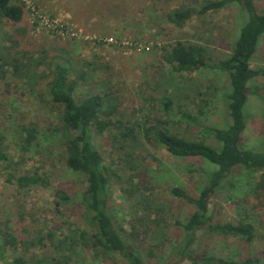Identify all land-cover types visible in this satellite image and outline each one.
<instances>
[{"label": "rangeland", "instance_id": "rangeland-1", "mask_svg": "<svg viewBox=\"0 0 264 264\" xmlns=\"http://www.w3.org/2000/svg\"><path fill=\"white\" fill-rule=\"evenodd\" d=\"M19 1L26 3L22 2L25 7L35 6L65 21L82 34L78 38L58 36L32 26L27 10L22 21L25 31L15 33L17 39H6L4 34L9 37L11 27L0 34V46H11L8 53L17 54L22 61L29 57L44 58L50 63L58 58L69 60L85 74L84 80L78 79L77 98L91 93L111 94L116 98L118 119L142 125H148V119L165 120L171 131L219 147L215 139L201 133V128L223 127L230 122L225 97L229 91L228 74L208 67L178 71L163 59V53L168 45L180 40L204 45L214 62L225 58L242 24L238 3L229 2L200 16L193 14L182 25H175L168 20V13L184 7L198 8L208 0ZM254 2L257 11L263 12L264 0ZM110 37L112 42L107 40ZM251 67L264 69V35ZM4 69L5 76L0 77V134L4 138V158H0V229L10 232L18 242L46 231L56 238L72 230L89 231L80 203L85 179L65 164L62 140L54 129L61 107L49 97L46 65L43 62L39 66L44 73L33 85L14 77L11 66ZM263 85L264 75L248 82V122L240 138L243 149L264 148ZM165 97L172 100L169 111L164 108ZM181 114L194 118L198 125L194 127ZM31 125L35 136L25 150L21 148L25 136L22 127ZM117 133V129L110 128L93 135L94 145L114 176L109 205L113 222L139 252L143 264H173L177 255L171 249L182 241L184 234L177 222L184 223L194 206L174 196L171 188L179 186L198 195L205 184L204 171L217 166L200 157H175L164 146L145 141L141 129L137 142H132L136 144L133 151L128 154L130 149L112 143L110 135ZM35 172L46 179V185L19 188L15 178H10ZM130 175L137 187L131 194L125 191V187H131ZM57 188L71 197L60 214L54 206ZM209 210L216 222L236 223L242 219L252 223L254 237L248 242L198 231L192 244L194 255L238 261L251 257L264 263V169L249 171L236 167L210 196ZM3 241L0 235V264H15L20 252ZM43 243L47 246L29 249L23 259L49 253L48 242ZM77 253L69 264H130L118 253L95 256L94 250L81 246ZM177 264L194 263L185 258Z\"/></svg>", "mask_w": 264, "mask_h": 264}, {"label": "trees", "instance_id": "trees-1", "mask_svg": "<svg viewBox=\"0 0 264 264\" xmlns=\"http://www.w3.org/2000/svg\"><path fill=\"white\" fill-rule=\"evenodd\" d=\"M229 2L238 3L242 24L237 38L231 45L230 53L225 58L214 62L204 45L180 40L168 45L163 53V59L178 71L192 72L208 67L228 74L229 91L225 97L230 122L223 127L201 128V133L215 139L220 144L219 147L207 144L201 139H188L181 136L171 131L165 120L155 119L156 121L151 122L148 119V122L146 121L148 125H142L118 119L116 98L111 94L91 93L81 98L75 96L79 85L78 79L84 80L85 74L69 60L58 58L50 63L43 61L44 58L29 57L28 60L22 61V57L17 54L8 53L11 46H0L1 78L6 73L4 68L11 66L14 77L24 79L28 84L33 85L39 74L44 73L40 71L39 66L44 62L48 69L46 76L49 97L54 105L61 107L59 122L54 129L62 140L65 164L71 170L83 175L85 179L80 203L90 227L89 231L72 230L59 238H56L51 231H46L44 235L19 242L10 232H3L0 229L5 245L15 252H20V255L15 258V264H69L78 255L79 246L94 250L95 256L118 253L130 264H143L139 252L128 243L126 236H123V230L113 222L109 208L112 200L110 185L114 181V176L94 145L93 135L102 134L110 128L118 130L117 134L110 135L112 143L130 149L128 154L133 151L136 144L132 142H137L141 129L145 141L164 146L175 157H200L217 166L216 169L204 171L205 184L198 195H192L179 186L171 188L174 196L194 206L184 223L177 222L184 234L182 241L171 249L177 255V260L173 264L185 258L192 260L194 264L199 261L203 264H264L260 263L259 259L251 257H246L242 261L206 254L199 257L194 255L192 248L198 231L234 236L248 242L254 237V226L248 221L242 219L236 223L214 221L209 210V198L222 180L236 167H243L249 171L264 169V148L243 149L240 147V138L248 122L245 111L250 92L248 82L258 75H264L263 68L251 67V59L264 35V11H257L254 0H208L201 3L198 8L184 7L173 10L167 14V18L175 25H182L193 14L200 16L219 10ZM25 16L26 10L21 1L0 0V34H4L6 28L11 27L12 36L4 35L10 42L17 39L15 33L25 31L22 26ZM163 99L164 108L169 111L172 100L166 97ZM181 115L194 127L198 125V122L189 115ZM22 130L25 136L22 138L21 148L26 150L35 136V129L31 125L23 126ZM3 139L0 134V158H4ZM10 178H15L19 188L47 184L46 179L36 172L30 175L10 176ZM128 183L132 188L125 187V191L131 194L134 189H137L131 175ZM54 196L55 210L60 214L62 207L70 203L71 197L61 188L54 190ZM44 240L50 247L49 253H37L25 261L23 255L29 249L35 250L47 246L43 243Z\"/></svg>", "mask_w": 264, "mask_h": 264}, {"label": "built area", "instance_id": "built-area-1", "mask_svg": "<svg viewBox=\"0 0 264 264\" xmlns=\"http://www.w3.org/2000/svg\"><path fill=\"white\" fill-rule=\"evenodd\" d=\"M25 4L26 3H24V5ZM25 10L29 11L27 12V14H29L30 16V19L28 17V21L32 26L45 29L50 33L58 36H68L71 38H78L82 34L80 29L76 27H70L69 25H67L68 23H66L65 21L62 22L61 20H59V18L52 17L51 15L41 11L35 6L27 5L25 7ZM107 40L109 42L113 41L111 37L108 38Z\"/></svg>", "mask_w": 264, "mask_h": 264}]
</instances>
